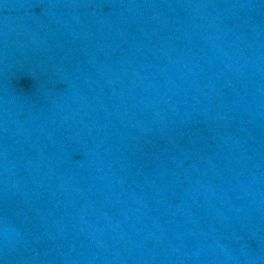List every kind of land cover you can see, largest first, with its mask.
<instances>
[{"label":"water","instance_id":"obj_1","mask_svg":"<svg viewBox=\"0 0 264 264\" xmlns=\"http://www.w3.org/2000/svg\"><path fill=\"white\" fill-rule=\"evenodd\" d=\"M0 264H264V0H0Z\"/></svg>","mask_w":264,"mask_h":264},{"label":"clouds","instance_id":"obj_2","mask_svg":"<svg viewBox=\"0 0 264 264\" xmlns=\"http://www.w3.org/2000/svg\"><path fill=\"white\" fill-rule=\"evenodd\" d=\"M7 232H8V229H7V227H5L3 230V237L5 240H7Z\"/></svg>","mask_w":264,"mask_h":264}]
</instances>
